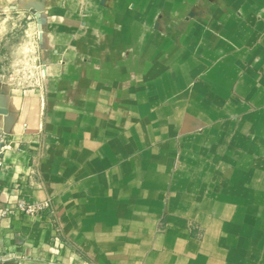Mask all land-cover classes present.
Masks as SVG:
<instances>
[{
  "label": "crops",
  "instance_id": "1",
  "mask_svg": "<svg viewBox=\"0 0 264 264\" xmlns=\"http://www.w3.org/2000/svg\"><path fill=\"white\" fill-rule=\"evenodd\" d=\"M20 18L0 205L51 208L0 264H264V0H0V46Z\"/></svg>",
  "mask_w": 264,
  "mask_h": 264
},
{
  "label": "rangeland",
  "instance_id": "2",
  "mask_svg": "<svg viewBox=\"0 0 264 264\" xmlns=\"http://www.w3.org/2000/svg\"><path fill=\"white\" fill-rule=\"evenodd\" d=\"M13 22L14 26L11 27H13L14 31L8 32V35L4 38V40L9 39V45L4 42L5 44L2 43L0 46V82L14 83L27 88L36 83L35 75L33 74L35 66L31 62H25L22 65L16 62L19 61L18 57L20 59L23 58H21V55L33 60L26 46L29 42V34L26 33V23L22 18L14 19L11 24ZM14 74L16 78L13 77Z\"/></svg>",
  "mask_w": 264,
  "mask_h": 264
},
{
  "label": "built area",
  "instance_id": "3",
  "mask_svg": "<svg viewBox=\"0 0 264 264\" xmlns=\"http://www.w3.org/2000/svg\"><path fill=\"white\" fill-rule=\"evenodd\" d=\"M12 145V138L5 133L0 132V168L3 166V154ZM50 201H42L38 203H27L19 200L12 206L0 205V220L12 215L38 216L49 213Z\"/></svg>",
  "mask_w": 264,
  "mask_h": 264
}]
</instances>
